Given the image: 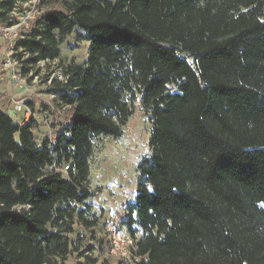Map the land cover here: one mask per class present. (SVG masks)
Listing matches in <instances>:
<instances>
[{"label": "trees", "instance_id": "16d2710c", "mask_svg": "<svg viewBox=\"0 0 264 264\" xmlns=\"http://www.w3.org/2000/svg\"><path fill=\"white\" fill-rule=\"evenodd\" d=\"M31 1L0 0V22ZM36 4L50 8L13 45L24 65L58 59L75 30L87 59L63 69L55 136L0 110V264H65L75 219L96 225L76 209L92 141L119 138L135 102L151 126L123 223L135 264H264V0ZM91 252L77 264H97Z\"/></svg>", "mask_w": 264, "mask_h": 264}, {"label": "rangeland", "instance_id": "374dc122", "mask_svg": "<svg viewBox=\"0 0 264 264\" xmlns=\"http://www.w3.org/2000/svg\"><path fill=\"white\" fill-rule=\"evenodd\" d=\"M50 7L58 9L57 3ZM50 7L19 4L13 19L16 20L33 10L38 15L49 10ZM0 40L3 59L13 61L11 70L20 73L25 79L22 87H16L19 94L14 100L22 101L29 113L27 118L23 112L20 113L22 119L18 117L17 122H24L32 117L37 122L34 134L38 141L60 133L68 123L69 116V108L62 106L60 100V93L63 91L61 86L65 81L63 69L70 63L76 65L85 63L88 43L82 33L75 30L64 38L59 47L58 59L42 61L31 67L24 65L26 56L14 50L15 41L9 42L3 38ZM15 101H8L7 104L9 107L11 105V108L6 110L7 114L11 113L9 110L12 109ZM25 102L30 103V106ZM131 108L132 115L121 127L119 138L98 137L92 141V153L88 159V188L92 196L84 204L77 205L76 209L84 213L83 218L86 221L95 220L96 225L88 227L82 220L75 219L72 226L73 233L68 235L71 253L65 264L82 262L80 255L87 254L89 247L92 249L90 257L96 260L97 264H101L104 260L110 264H115L117 261L109 253L104 208L109 206L111 196L131 197L134 194L138 181L137 165L150 154L147 144L151 128L149 118L137 102ZM94 194L102 196V203H98Z\"/></svg>", "mask_w": 264, "mask_h": 264}, {"label": "built area", "instance_id": "2783aa9c", "mask_svg": "<svg viewBox=\"0 0 264 264\" xmlns=\"http://www.w3.org/2000/svg\"><path fill=\"white\" fill-rule=\"evenodd\" d=\"M36 0H32L29 3L20 4V5H35ZM15 10L11 13V17H14ZM37 15L36 11H30L28 14H24L17 18L15 23L12 26H4L0 22V36L1 38L13 42L19 36L20 30L22 28H27L30 20L34 19ZM14 65V62L6 60L3 64V68L10 70V79L12 81V86L22 87L24 85L25 79L21 76L20 73H15L11 70V67ZM67 107V106H64ZM11 112L8 114L14 121H18L19 114L23 112L25 118L28 116V109L25 104L17 100L15 101ZM63 170H67V167H64ZM96 196L98 203H102V196L99 194H94ZM133 196H111L109 198V206L105 209V216L107 219L106 223V233L108 235L109 243V253L113 258H118L125 262V264H135L139 261L140 257L137 255V246H136V236L133 237L129 233L128 229L123 225L126 220L128 212V203L133 202Z\"/></svg>", "mask_w": 264, "mask_h": 264}, {"label": "crops", "instance_id": "0c3cea01", "mask_svg": "<svg viewBox=\"0 0 264 264\" xmlns=\"http://www.w3.org/2000/svg\"><path fill=\"white\" fill-rule=\"evenodd\" d=\"M2 53L3 52L0 51V110L8 113L6 110L11 108V105L9 107V104H7L8 101H15L14 99L18 97L19 93L17 92V88L12 86V81L10 79L11 71L3 68L6 58L3 59L4 56H2ZM5 55L7 56V54ZM21 117V114H19V118Z\"/></svg>", "mask_w": 264, "mask_h": 264}]
</instances>
